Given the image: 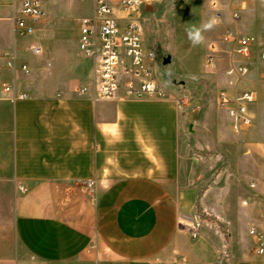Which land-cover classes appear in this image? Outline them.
Segmentation results:
<instances>
[{"label":"crops","instance_id":"crops-1","mask_svg":"<svg viewBox=\"0 0 264 264\" xmlns=\"http://www.w3.org/2000/svg\"><path fill=\"white\" fill-rule=\"evenodd\" d=\"M89 1L90 15L77 18L86 0L64 13L57 9L61 0H43L35 34L23 39L12 22L22 0H0V52L15 51L18 65L30 69L27 77L16 75L30 98L0 101V264H264L250 233L264 224L260 50L235 85L226 73L234 59L210 64L217 109L189 112L191 86L208 79L207 49L200 74L166 79L159 69L168 57L158 60L143 25L145 49L156 54L148 66L165 96L125 100L120 90L114 99L96 100L94 62L80 54L79 32L70 48L60 45L57 32L38 34L41 25L50 29L64 18L81 25L93 13ZM161 1L144 6L142 16ZM213 1L226 32L232 28L264 43L261 0H209L210 10ZM11 77L4 73L5 80ZM85 86L88 93L81 94ZM220 92L254 94L251 125L243 132H233L228 112L219 108ZM250 129L248 138H258L245 144L241 160L256 163L257 173L243 168L214 182L221 164L200 155L223 153L233 164L234 139ZM198 209L222 223L224 233L208 224L192 240L186 224Z\"/></svg>","mask_w":264,"mask_h":264},{"label":"built area","instance_id":"built-area-1","mask_svg":"<svg viewBox=\"0 0 264 264\" xmlns=\"http://www.w3.org/2000/svg\"><path fill=\"white\" fill-rule=\"evenodd\" d=\"M43 0H22L21 8L13 16L14 32L23 39H28L35 34V25L41 20L44 12L41 8ZM158 0H94L93 13L81 20L78 50L80 54L94 62V85L96 100L114 99L120 90L125 100H150L165 96L164 88L155 79L149 63H153L156 54L145 49L142 8ZM264 7V0H261ZM215 24L223 21L222 11L213 1L210 5ZM238 14L232 19L237 21ZM264 38V35H263ZM223 43L230 46L229 55L235 61L227 70V75L233 85L242 81L249 74V67L245 62L254 58L259 49L260 78L264 81V43L249 36L241 35L232 28L228 29ZM31 52L38 54L37 46L30 48ZM213 51L216 53L214 47ZM212 64L213 57L207 58ZM12 73L10 80L4 79V73ZM23 77L30 74L26 64L18 65L15 51L0 52V101L19 102L28 100L29 93L24 88ZM87 94L85 86L80 90ZM256 98L251 92H243L231 98L226 92L218 95V106L226 109L231 120L232 130L240 133L251 125L249 107ZM264 180V171L262 172ZM92 183L87 184V188ZM213 224L224 233L223 224L216 220L207 210H201L188 224L186 232L192 240L201 237L203 227ZM251 236L255 245V253L264 255V224L253 226Z\"/></svg>","mask_w":264,"mask_h":264},{"label":"rangeland","instance_id":"rangeland-1","mask_svg":"<svg viewBox=\"0 0 264 264\" xmlns=\"http://www.w3.org/2000/svg\"><path fill=\"white\" fill-rule=\"evenodd\" d=\"M81 0H61L58 11L63 13L70 10L72 5ZM82 3L79 6L77 12V18L90 15V3L91 1ZM161 1V0H160ZM209 0H162L160 3L151 7V13L144 17V28L150 35L152 41H154L158 47V60L163 57H169L170 62L165 66L161 65L159 73L161 76L167 78H181L188 79L192 74H200L203 71L202 59L207 49V55L213 57V62L222 59H230L229 50L230 46L222 42V37L226 33V23L214 24L210 29L203 30L202 35L204 37L203 43L193 45L188 36V31L193 27L202 28L206 23L213 20V13L208 8L207 3ZM41 25L38 31L39 35L44 32H57L59 38L57 41L61 46L65 48L73 47L78 37L80 21H75L73 18H64L61 21H57L50 29L44 28ZM207 45V47H206ZM211 47V49H210ZM216 49V53L213 49ZM212 62V63H213ZM208 79L200 85L191 86V92H188L189 104L187 106L189 112H194L199 109L213 113L216 108V100L214 92L216 88V80L214 81V72L212 66L208 65ZM222 71V68L220 72ZM178 83V81H177ZM258 101L262 111H264V91L261 90L258 94ZM205 125H211L213 120L211 117L204 118ZM252 129L246 131L244 135L236 136L234 143L236 149L234 153L233 164L229 163L227 155L220 153L204 154L200 155L207 159H214L215 163H220L221 167L217 177L213 179L214 182L220 180L223 176L230 174H236L238 170L243 169L249 172L250 175L257 173V164L251 160L242 162L241 155L245 152L244 146L249 141L258 138V135L248 138L247 134ZM198 155V154H196ZM216 160V161H215ZM214 163V164H215ZM234 165L236 167H234ZM235 171V172H234ZM210 185V184H209ZM226 186V185H225ZM210 187V186H209ZM207 188L204 189L206 191ZM201 210H197L199 213ZM188 224V223H187ZM8 233V232H7Z\"/></svg>","mask_w":264,"mask_h":264},{"label":"clouds","instance_id":"clouds-1","mask_svg":"<svg viewBox=\"0 0 264 264\" xmlns=\"http://www.w3.org/2000/svg\"><path fill=\"white\" fill-rule=\"evenodd\" d=\"M215 23L216 21L213 19L209 23L204 24L202 28L193 27L192 29H190L188 31V36L192 44L197 45L203 43L204 37L202 35V31L210 29Z\"/></svg>","mask_w":264,"mask_h":264},{"label":"water","instance_id":"water-1","mask_svg":"<svg viewBox=\"0 0 264 264\" xmlns=\"http://www.w3.org/2000/svg\"><path fill=\"white\" fill-rule=\"evenodd\" d=\"M169 62H170V58L169 57L164 60V64L165 65L168 64Z\"/></svg>","mask_w":264,"mask_h":264},{"label":"bare ground","instance_id":"bare-ground-1","mask_svg":"<svg viewBox=\"0 0 264 264\" xmlns=\"http://www.w3.org/2000/svg\"><path fill=\"white\" fill-rule=\"evenodd\" d=\"M183 221V220H182ZM182 223V222H181ZM183 225V224H182ZM185 226V225H184Z\"/></svg>","mask_w":264,"mask_h":264}]
</instances>
